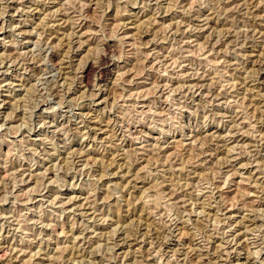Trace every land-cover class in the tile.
<instances>
[{
  "label": "rangeland",
  "instance_id": "obj_1",
  "mask_svg": "<svg viewBox=\"0 0 264 264\" xmlns=\"http://www.w3.org/2000/svg\"><path fill=\"white\" fill-rule=\"evenodd\" d=\"M0 264H264V0H0Z\"/></svg>",
  "mask_w": 264,
  "mask_h": 264
},
{
  "label": "bare ground",
  "instance_id": "obj_2",
  "mask_svg": "<svg viewBox=\"0 0 264 264\" xmlns=\"http://www.w3.org/2000/svg\"><path fill=\"white\" fill-rule=\"evenodd\" d=\"M104 58V57H103ZM104 60V59H103Z\"/></svg>",
  "mask_w": 264,
  "mask_h": 264
}]
</instances>
